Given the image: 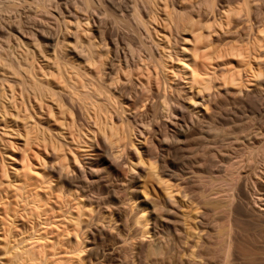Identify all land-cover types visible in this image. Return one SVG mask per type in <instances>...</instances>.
Instances as JSON below:
<instances>
[{
	"label": "rangeland",
	"instance_id": "obj_1",
	"mask_svg": "<svg viewBox=\"0 0 264 264\" xmlns=\"http://www.w3.org/2000/svg\"><path fill=\"white\" fill-rule=\"evenodd\" d=\"M91 1L92 3L94 1V8L86 10L82 8L81 0H46L47 8L45 9L37 8L33 0H20L17 5H12L10 0H0V56L3 55L5 59L10 57L14 59L13 62H17V59H19L23 64L21 71L26 67V62L29 63L33 73L41 78L52 73L49 78L56 84L57 81H60V75L57 74V68L52 63V58L57 56L58 61L61 63H70L75 59L71 49L80 50L84 46L82 43H75L74 39L80 38L86 41L95 35L96 39L94 41L99 42L96 49L99 50L105 47L108 50L107 57L98 59L99 61L104 60L102 65L103 77L110 79L116 72H119L122 77L119 84H122L129 79L137 81L139 76L141 79L146 80V76L140 74L135 63L132 62L130 68L133 69L134 76L126 78L123 69L120 71L114 70L111 61L113 55L127 53L128 47L138 49L143 40L155 56L156 68H154L153 61L150 66L152 72H155L154 79H152L154 97L151 102L156 104L147 110L151 114L156 113V117L153 118L154 123L151 125L153 129L147 128L146 136L142 135L140 137L139 149L127 143L126 138L122 142L126 146L119 158L115 161L109 158L104 162L102 161L104 158V142L101 133L95 134L94 138L90 139V142H92L90 146L84 145L89 147L75 148L71 146L72 139L80 137L72 128L66 127L63 128L65 137H60L57 134L59 133L57 131L60 127V119L65 116L62 114L58 102L50 97L40 101L33 94L19 93L22 86L18 81L28 76L27 73L22 71L18 75H12L9 73L10 66L0 64V93L2 89H9L13 85L18 96L15 102L10 101L8 113H5L3 109L7 101L1 99L2 102H0V190L7 188L8 182H11L14 177L13 172L23 164L22 159L26 148L24 123L27 118L32 123L37 122L52 128L53 134L60 137V143L65 146L66 150L70 147L75 150L74 153H69L72 167L69 168L68 173L71 177L76 178V173L80 171V168L90 170L89 168L101 169L103 165L106 166L99 171L98 176L93 178L90 176L93 181L84 187L88 197H91L92 210L86 211L81 225L88 227L87 240L96 243L104 251L101 257L94 258V264H119L120 262L122 264H218L217 260L218 257L222 256V251L221 253H212L208 259L206 257L192 258L190 251L199 239L197 234H201L199 239L201 245L200 247H194V249L210 250L212 252V249L218 244V223L224 221L228 225L227 221L221 219V216L225 213H230L228 219L234 228L231 262L233 264H264L263 152L258 155V158H260H257L258 161H251V169L248 166L246 167L247 170H251V177L243 172L244 174L241 173L242 176L240 174L239 177H236L234 189L228 188L229 195L233 194V198L230 201L225 198L219 202L221 212H217L213 208L211 201L215 202L218 194L211 190L207 180L211 178L222 181L220 176L223 174L224 160L230 152L237 147H242L237 145L238 141L225 139L223 135H219L220 138L217 136L216 144H214L213 134H207L211 127H226L232 130L237 123L244 121L245 124L247 123L248 128L246 132H251V138L247 139V142L251 145V151L254 146L263 144L261 142L264 137V77L258 76L251 82L249 81L251 78L247 77L249 72H246L244 67L241 70V86L220 85L218 80H214L215 88L211 89L210 92H206L205 99L197 101L198 111L193 115L188 104L191 103L193 96L196 99L200 95L195 93V88H187L178 67L184 39H191L190 32L192 30L195 32L201 30L207 35L208 29L205 26L200 29L199 25L212 22L214 16L219 17L220 5L217 4L214 14H208L202 0H155L154 4L148 6L144 11L145 25H136L132 22L133 27H131L129 26V19L127 20L123 16H128L126 14L130 11L132 0ZM104 8L108 9L107 14H104ZM167 10H170L173 15L184 12L187 18L193 21L187 25L186 29L180 24L177 27L179 22H176V19L171 22L167 19ZM71 15H78L82 19L88 16L90 24L87 27L91 30H85L84 27L76 28L73 18L70 17ZM66 20L71 21L67 29L65 27ZM117 21H121V23ZM100 29L107 41L110 42L107 47L100 41ZM217 29L216 32H212L211 37L214 40V45H218L223 38L228 37L230 39L232 36V34H227L230 32L224 30H228V27ZM240 29H247V23H242ZM237 31L235 29L231 30V32ZM139 33L140 35H138ZM58 39L64 42L66 46L61 47V43L57 45ZM229 39H225L224 42ZM76 44L79 47H76ZM165 45L171 53L168 63L171 67L168 71L172 73V75L169 74L170 77L163 74L160 63H158L159 51H162ZM98 66V64H95L87 67L92 74L98 75ZM221 68L222 66L218 67L217 70L222 72L223 68ZM173 72L175 75H173ZM85 78L89 79V76ZM26 84L28 85V83ZM167 85H171L170 89L167 88ZM162 89H166L169 96L178 97V103L175 106L177 116L171 120L172 122H170V118L167 119L163 116L164 110L157 101ZM59 94L64 102H68L66 92L61 91ZM149 104L150 101H147L146 106ZM146 106L141 110H146ZM51 108L54 110L53 117L50 113ZM120 112L119 108L117 112H114V120L117 124L125 127L127 123H121L120 120H123L124 115ZM17 114L21 118L15 123L13 120ZM76 121L78 126L88 130L83 116H77ZM179 125L186 129L184 134L178 133ZM189 125L192 126L191 129ZM154 129L156 131H153ZM165 130L167 136L163 135ZM152 132H156L155 135L151 134ZM204 135L205 137H203ZM239 135H244V133H239ZM218 146L221 147V151L216 154L215 150ZM38 149L46 157L45 166L51 167L57 164L56 161L51 160V147L45 149L42 146L41 148L36 143L32 144V149L29 151L34 162L39 161ZM113 150L117 149L114 148ZM253 151L255 153V149ZM253 151L252 154H254ZM137 152H140L146 160L156 161V170L165 179L169 178L172 198H167L169 195L165 192L157 177L150 172L148 173L147 165L138 163L136 168H129V163L138 162ZM10 153H14V156H11ZM220 159H224L223 162ZM5 168L8 176L5 174ZM72 168H75V170H72ZM201 176L205 178L200 179ZM122 178L125 180L124 183L121 181ZM79 181H82V178ZM141 186H145L146 194L141 192ZM237 188L238 190H236ZM76 194L78 195L79 192ZM130 195L138 197L137 206L132 210L129 206ZM144 198L151 203L148 204L146 200H143ZM71 200L77 202L73 197H71ZM57 201L56 193H53L50 203L54 208L50 211V215L59 212ZM146 203L148 206L147 211L151 216L156 213L161 217L157 221V226L164 231L160 240L166 246V256L152 255L148 258V261L140 259L136 253L138 242L141 240V245L145 247L148 241H153V237H151V233L147 237H140L136 234L133 236V240L129 239L127 243L134 242L136 249L133 250L132 253L135 254L132 255L137 256L135 260L132 256L131 261H126V259H123V253L118 251L124 242L119 240L117 233L120 230H123V233L128 230L135 232L133 220L136 213L141 210V206L138 205ZM69 206L70 204L66 203L64 209ZM102 211L106 213L105 218H103ZM27 219H29L27 216H19L17 218L18 226H37L39 223L37 219H32L31 222L30 220L28 222ZM185 223L195 232L189 237L185 235L187 232ZM148 226L151 229L153 226L152 220ZM0 239L2 241V238ZM130 248L132 247L130 246ZM122 249L127 250V247L123 246ZM0 257L2 259L6 258L2 255Z\"/></svg>",
	"mask_w": 264,
	"mask_h": 264
},
{
	"label": "bare ground",
	"instance_id": "obj_2",
	"mask_svg": "<svg viewBox=\"0 0 264 264\" xmlns=\"http://www.w3.org/2000/svg\"><path fill=\"white\" fill-rule=\"evenodd\" d=\"M33 1L36 3L37 8H47L46 0ZM10 2L12 5H17L20 3V0H10ZM154 2L155 0H132L130 2V11L126 14L128 16H123V18L129 19V26L131 27H133L131 25L132 22L136 25H145L146 22L143 16L144 11L148 6L154 4ZM93 3L91 0H81V6L86 10L94 8L95 5L93 6ZM202 4L206 6L205 11L208 14H214L217 4H219V17L214 16L212 22L199 25L200 29L204 26L208 29L207 35L201 30L197 32L192 30L190 32L192 36L191 39H184L182 49L180 50V65H178L180 69L179 72L183 80H185L187 88H195V93L200 95V97L196 99L193 96L191 103L188 104L193 115L198 111L197 101L205 99L207 95L206 92H210L211 89L215 88L214 80H218L220 85L230 84L233 86H241V70L244 69V67L246 68V72H249L248 75L246 73L247 77L249 76L251 78L249 81H254L258 76L264 77V0H202ZM103 12L107 14L108 9L104 8ZM70 17L73 18L76 28L80 29L84 27L85 30H91L87 27L90 24L88 16H85L83 19L78 15H71ZM167 19L169 22L176 19V22H179L177 27H179L180 24L184 29L193 21L192 19H188L184 12L173 15L170 10H167ZM70 22L69 20L65 21L66 29L69 28ZM117 22L121 23V21ZM242 23H247V29H240ZM220 27H228V30H224L225 32H230L227 34H232V36L230 39L225 37L218 45H214V40L211 39L212 32H216L218 30L217 28ZM234 29L238 31L231 32V30ZM99 31L100 41L107 47L110 42L107 41L103 31H101V29ZM138 35H140V33ZM94 39H96L95 35L86 41L80 38L74 39L75 43H82L84 46L81 47L80 50L75 48L71 49L75 55L73 56L75 59L70 63H61L58 61L57 56L52 58V63L57 68V74L60 75V81H57L56 84L49 78L52 73L46 74L41 78L33 73L30 64L26 62V67L22 71L24 73L26 72L28 76L18 81L22 86L19 93L27 92L28 94H33L40 101H43L46 97H50L58 102L62 109L61 112L65 116L60 119V127L57 131L59 133L57 134L60 137H65L63 128H72L75 133L77 132L80 138H73L71 146L82 148L89 147L92 144L90 139H93L95 134L101 133L104 142V158L102 161L105 162L109 158L115 161L124 151L126 144L122 142L126 138L128 140L127 143L139 149L140 137L142 135L144 137L146 136L147 128L153 129L151 125L154 123L153 118L156 117V113L153 112L151 114L147 110L148 108L154 107L156 104L151 102V99L154 97L152 79H154L155 72H152L150 66V63L153 61L154 68H156L155 56H153L152 50L144 44L143 40L138 49L128 47L127 53L113 55L111 61L112 65H114V70L117 69L120 71L123 69L126 78L134 76L133 69L130 68L132 62L135 63L136 69H138L140 74H145L146 76V80L141 79L139 76L137 81L129 79L127 82L119 84V80L122 79L119 72H116L110 79H105L103 77V59L107 57L108 50H106L105 47L97 50L96 48L99 42H95ZM225 39L229 40L224 42ZM59 40L60 39L57 41V45L61 43V47L66 46L64 42ZM61 40L63 39L61 38ZM76 47L79 46L76 44ZM99 58L103 59L99 61ZM170 58L171 53L167 50V45H165L163 46V50L159 51L158 63H160L161 71H163V74L167 77L172 75V73L168 71L171 69V67H169L170 65H168ZM12 60L14 59L10 57L5 59L3 55L0 56V64L10 66L9 73L18 75L22 72L21 66H23V64L19 59H17V62H13ZM95 64L99 65L97 70L98 75L92 74L87 67L94 66ZM220 66L223 68L222 72L217 70ZM173 75H175V73ZM87 76H89V79L85 78ZM26 83H28V85ZM169 87H171V85H167L168 89H170ZM61 91L67 93L68 102H64L61 98L59 94ZM17 97L15 86L11 85L9 89H2L0 93V102H2L1 99L7 101L3 108L5 113L9 111L10 101L15 102ZM7 98H9V100H7ZM147 101H150V104L146 106ZM157 101L164 110L163 116L167 117V119L170 118L169 120L172 122L171 120L175 119V116H177L175 106L176 103H178V97L173 98L169 96L166 89H162ZM145 106L147 109L142 111L141 108ZM118 108L121 110L120 113L124 115L123 120L120 121L121 123H127V126H125L126 128L121 124H117L114 120L113 114L118 111ZM127 112L130 113L127 114ZM50 113L53 117L54 110L52 108L50 109ZM77 116H83L85 118L88 130L78 126L76 121ZM19 118H21V116L17 114L13 121L16 123ZM246 124L244 121L239 124L237 123L232 130L226 127L214 128L209 126L211 128L207 134H213L214 141H212L214 144H216V137L223 135L225 139L238 141L237 145L242 146L236 149L233 147L235 150L229 154L227 153L229 156L225 160L223 159L224 162L221 160L222 158L220 159L221 162L224 163L222 169L223 174L220 176L222 181H216L211 178H209V180L206 178L211 190L218 194L215 202L211 201L214 210L217 212H221L219 202L225 198H227L228 201L233 198V194L229 195L228 188L234 189L236 177H239L243 172H246L248 177H251V170H247L246 167L248 166L251 169V161H258V155L262 152V154H264V137L261 142L263 144L254 146L252 151L255 149V153L254 151V154L251 153V145L247 142V139L251 138V132H246L248 130ZM24 126L26 128L24 132L26 148L22 159L23 164L20 168L14 169V177L11 182H8L7 188L0 190V238H2V241L0 239V256L6 257L5 259L0 257V264L1 262H3V264H94V258L98 259L101 257L104 251L96 243L87 240L89 232L88 227L81 225L86 211L92 210L91 197H88L84 187L93 181L90 176L92 178L98 176L99 171L106 166L103 165L101 169L89 168L90 170H82L80 168V171L76 173V178L71 177L68 173L69 168L72 167L69 153H74L75 150H73L72 147L66 150L65 146L60 143V137L55 136L53 134V129L46 127L44 124L37 122L32 123L26 118ZM9 127L8 124V128ZM191 127L192 126H190V129ZM153 131L156 130L154 129ZM185 131L186 129H184L182 125H179L178 133L184 134ZM155 133L156 132H152L151 134L155 135ZM239 133H244V135H239ZM163 135L167 136L166 130L163 132ZM203 137H205V135ZM33 143H36L37 146L41 148L44 146L45 149L51 147V160L56 161L57 164L51 167L45 166L46 157L42 155L39 149L37 150L39 161L34 162L29 154ZM114 148L117 150H113ZM220 148L219 146L217 149L215 148L216 154L221 151ZM137 153L138 162L129 163V168H136L138 163L147 165L148 173L150 172L157 177V180L162 183L165 192L169 195L167 198H172L170 180L169 178L165 179L164 176L156 170V161L146 160L140 152ZM10 155L14 156V153H10ZM72 170H75V168H72ZM5 174L7 175L6 168ZM81 178L82 181H79ZM204 178L205 177L201 176L200 179ZM121 181L122 183L125 182L123 178ZM236 190H238V188ZM77 192H79L78 195L76 194ZM141 192L143 194L147 193L145 186H141ZM53 193H56L58 198L57 208L59 212L57 211L54 215H50V211L54 208L50 203V198ZM71 197L77 200V202H73ZM137 199V196H129V206L131 210L137 206ZM143 200L145 201L146 198ZM146 202L148 204L151 203L148 200H146ZM66 203H69L70 206L64 209ZM147 203L138 205L141 206V210L136 213L133 220L135 232L128 230L123 233L124 231L120 230L117 233L119 240L124 242L118 251L123 253V259H126V261L132 259V254H135L132 253L134 252L133 250L136 249L134 242L131 241L130 244L127 242L129 239L133 240V236L136 234L140 237H147L151 233V237H153V241H148L145 247L141 245V240L138 242L136 253L140 259L148 261V258L152 255L166 256V246L160 240L164 231L157 226V221H159L161 217L156 213L151 216L147 211ZM101 213L103 218H105L106 213L104 211ZM19 216H27L29 218L27 219L28 222L29 220L31 222L32 219H37L39 223L37 226L30 225L28 227H19L17 224V218ZM228 216H230V213H225L221 216V219L227 221L228 225L224 221L218 223V244L212 249V252H210V250L202 251L201 249H194V247H200L201 245L199 243L201 234L196 233L199 239H197L190 251V256L192 258L206 257L208 259V257H211L212 253H221L222 251V256L218 257L219 259L217 260L218 264H233L230 257L232 256V234L234 228L231 226ZM151 220L153 226L150 229L148 225ZM185 228L187 231L185 234L186 237L195 233L186 223ZM123 246H126L127 250L122 249ZM130 246L132 248H130ZM136 256L137 255L133 256V260H135ZM119 264L122 263L120 262Z\"/></svg>",
	"mask_w": 264,
	"mask_h": 264
}]
</instances>
